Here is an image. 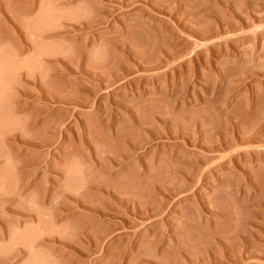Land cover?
<instances>
[{"label":"rangeland","instance_id":"374dc122","mask_svg":"<svg viewBox=\"0 0 264 264\" xmlns=\"http://www.w3.org/2000/svg\"><path fill=\"white\" fill-rule=\"evenodd\" d=\"M0 264H264V0H0Z\"/></svg>","mask_w":264,"mask_h":264},{"label":"bare ground","instance_id":"6f19581e","mask_svg":"<svg viewBox=\"0 0 264 264\" xmlns=\"http://www.w3.org/2000/svg\"><path fill=\"white\" fill-rule=\"evenodd\" d=\"M72 68V67H71ZM70 69V68H69ZM52 70V69H51ZM58 70V69H57ZM59 72V71H58Z\"/></svg>","mask_w":264,"mask_h":264}]
</instances>
